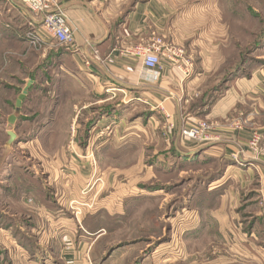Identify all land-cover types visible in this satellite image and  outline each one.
Returning a JSON list of instances; mask_svg holds the SVG:
<instances>
[{
    "label": "rangeland",
    "instance_id": "rangeland-1",
    "mask_svg": "<svg viewBox=\"0 0 264 264\" xmlns=\"http://www.w3.org/2000/svg\"><path fill=\"white\" fill-rule=\"evenodd\" d=\"M133 1L146 0L125 6ZM153 1L165 17L152 36L182 49L188 62L189 76L178 72L194 96L179 103L177 121L134 104L98 124L112 103L94 104L83 91L69 48L0 38V264H44L60 251L77 261L78 244L89 245V264H264L258 179L231 185L229 169L215 187L229 166L243 164L238 153L264 160V0ZM5 25L15 28L1 20L0 34ZM60 52L69 55L47 68ZM230 92L238 101L222 116L191 107ZM52 106L58 116L47 124ZM197 122L208 125L200 139L182 137ZM8 131L19 142L9 143ZM256 133L258 154L249 150ZM238 138L243 144L230 153ZM228 190L233 196L222 204Z\"/></svg>",
    "mask_w": 264,
    "mask_h": 264
},
{
    "label": "crops",
    "instance_id": "crops-1",
    "mask_svg": "<svg viewBox=\"0 0 264 264\" xmlns=\"http://www.w3.org/2000/svg\"><path fill=\"white\" fill-rule=\"evenodd\" d=\"M125 5V0H62L61 10L67 18L69 27L74 31L73 45L67 52L71 54L69 57L73 59L74 67L83 76L81 78L85 86L82 89L91 92L94 104L112 103L110 114L98 118V124L105 119L117 120L118 116L128 115L123 112H131L134 104L149 106L151 111L168 115L177 121L179 103L182 105L185 100L188 103V99L194 96V93L190 96L188 89L184 90L186 84L182 85V77L178 70L163 64L156 80L149 81L148 76L152 74L144 70L141 61L122 54L126 48L144 43L150 39V36L158 35L162 31L165 10L153 0L136 2L134 5L131 2L128 7ZM1 20L15 25L12 30L5 25L8 30H3L0 34L3 42L24 41L26 33H21V28H28L29 31L38 28L36 18L24 7L21 0H2ZM67 52L60 53L53 63L61 62L69 55ZM84 60L88 61V65L84 64ZM51 67L52 64L47 65V68ZM79 87L81 90V86ZM230 94L224 99H218L208 109L206 118L222 116L232 105L231 100L238 101V96L234 98L233 93ZM54 108L55 106H52L48 111L47 119L45 115L44 121L47 124H54L55 117L58 116ZM197 115L201 114L197 112ZM193 120L194 116L189 114L185 117L184 123ZM49 126L47 132L51 133L52 127ZM238 139L240 141L237 140L234 146L228 147L230 153L234 150L238 152V144H243L241 138ZM210 151V149L205 151V154H209ZM238 154L242 156L243 164L237 162L238 165L229 166L223 177L215 183V187L227 182L229 177L226 173L230 169L235 179L234 182L231 181V185L242 182V178L248 180L256 177L260 188L259 196L264 200V160L256 159L246 151ZM75 166L72 164V168ZM232 196L229 190L224 193L222 204ZM86 234L87 237H81L88 240L90 233L86 232ZM73 248L80 251L79 260H72L60 251L58 259L51 258L44 264H89L86 258L90 250L89 245L78 244V246L73 245Z\"/></svg>",
    "mask_w": 264,
    "mask_h": 264
},
{
    "label": "built area",
    "instance_id": "built-area-1",
    "mask_svg": "<svg viewBox=\"0 0 264 264\" xmlns=\"http://www.w3.org/2000/svg\"><path fill=\"white\" fill-rule=\"evenodd\" d=\"M24 7L32 14L39 16L41 21L38 28L25 34V38L34 45L51 44L52 42L66 48H72L74 31L69 27L67 18L61 10L62 0H21ZM151 43H139L122 51V54L141 61L145 71L151 72L149 81H154L159 75L163 64H168L189 76L188 62L182 49L166 45L162 38L152 36ZM88 65V61L84 60ZM187 71V72H186ZM190 71V70H189ZM208 130L205 122H197L182 130V137L199 140ZM259 134H253L249 142V150L257 153L261 141ZM264 152V145H263Z\"/></svg>",
    "mask_w": 264,
    "mask_h": 264
},
{
    "label": "trees",
    "instance_id": "trees-1",
    "mask_svg": "<svg viewBox=\"0 0 264 264\" xmlns=\"http://www.w3.org/2000/svg\"><path fill=\"white\" fill-rule=\"evenodd\" d=\"M136 2H138V1H133L132 2V5H134ZM60 53H62V52H60ZM60 53H59V55H60ZM59 55H56V57H59ZM55 57V58H56ZM53 60L54 59H52L51 60V62H50V64H52L53 63ZM243 61H241V62H239L238 64H236V66L230 71V73H229V75L227 76V78H225L224 80H223V82L225 83V82H227L231 77H233L234 76V74L240 69V68H242L243 67ZM210 98L209 100L208 99H206V98ZM206 98H203L202 99V101L200 102V103H198V104H195V105H193V106H191L194 110H197L196 112H198V113H200V114H204V113H206V111L208 110V108L211 106V104H212V102H213V100L211 99V98H213V94H209V96H207ZM25 100V99H24ZM108 110H110V108L108 109ZM110 112V111H109ZM105 113V112H104ZM212 182V181H211ZM210 182V183H211ZM88 233H92V232H89L88 231Z\"/></svg>",
    "mask_w": 264,
    "mask_h": 264
},
{
    "label": "water",
    "instance_id": "water-1",
    "mask_svg": "<svg viewBox=\"0 0 264 264\" xmlns=\"http://www.w3.org/2000/svg\"><path fill=\"white\" fill-rule=\"evenodd\" d=\"M30 85H31V82H29L27 84V86L22 91L21 95L18 97V100L16 101V104H15V113L16 114H18L20 112V107H21L22 101L25 99V97L27 95V91H28ZM15 119H16V116H10L9 119H8V123L10 125L14 124ZM7 135H8V138H9V141H8L9 143H14L15 141L19 142L18 140H16V135L12 131H8Z\"/></svg>",
    "mask_w": 264,
    "mask_h": 264
}]
</instances>
